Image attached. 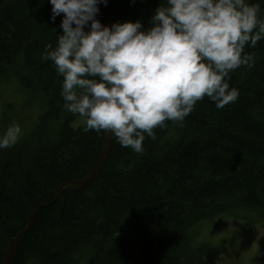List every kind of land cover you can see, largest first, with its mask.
<instances>
[{
  "label": "trees",
  "instance_id": "1",
  "mask_svg": "<svg viewBox=\"0 0 264 264\" xmlns=\"http://www.w3.org/2000/svg\"><path fill=\"white\" fill-rule=\"evenodd\" d=\"M246 2L259 4L264 20V0ZM160 4L154 0L152 14ZM51 9L49 0H0V81L47 105L32 129L20 124L25 135L17 144L0 149V264L41 205L14 264H208L221 247L198 240L204 225L222 216L263 224L264 39L245 46L254 67L226 78L239 91L235 102L217 109L205 96L182 126L165 121L154 140L145 133L142 153L114 139L98 180L50 205L60 185L90 174L105 135L83 131L86 123L74 127L83 116L64 108L63 76L41 59L63 34V14L53 22ZM151 12V0H108L97 18L148 27ZM261 247L252 264H264Z\"/></svg>",
  "mask_w": 264,
  "mask_h": 264
},
{
  "label": "clouds",
  "instance_id": "2",
  "mask_svg": "<svg viewBox=\"0 0 264 264\" xmlns=\"http://www.w3.org/2000/svg\"><path fill=\"white\" fill-rule=\"evenodd\" d=\"M134 2V0H133ZM51 20L63 14L57 46L42 60L63 76L64 108L86 117L83 131L111 132L121 147L143 152L145 133L182 122L207 96L217 109L235 102L229 72L254 67L264 39L259 4L246 0H164L145 27L140 20L102 24L108 0H49ZM254 29H257L255 32ZM243 53V55H242ZM18 124L0 135V149L16 144Z\"/></svg>",
  "mask_w": 264,
  "mask_h": 264
},
{
  "label": "rangeland",
  "instance_id": "3",
  "mask_svg": "<svg viewBox=\"0 0 264 264\" xmlns=\"http://www.w3.org/2000/svg\"><path fill=\"white\" fill-rule=\"evenodd\" d=\"M20 93L14 83L0 81V128H3L5 132L8 127L20 122L18 125L21 128V134L16 144L25 135L20 124L32 129L47 109L44 101L23 99ZM10 115L16 118L7 123ZM86 119V117H80L74 127L84 125ZM199 235L198 240L210 249H216V247H210L212 243L215 245L220 243L217 246L221 249L208 264H252L264 242V222L249 225L242 216H222L204 225ZM222 241L223 246H221Z\"/></svg>",
  "mask_w": 264,
  "mask_h": 264
},
{
  "label": "water",
  "instance_id": "4",
  "mask_svg": "<svg viewBox=\"0 0 264 264\" xmlns=\"http://www.w3.org/2000/svg\"><path fill=\"white\" fill-rule=\"evenodd\" d=\"M153 1L154 0H152V2ZM113 142H114V138L112 137L111 132L106 133L102 151L100 153V156L97 162L92 167L90 174L76 182H71L69 184H62L60 185V188L64 189L65 192L66 191L76 192L86 187H89L91 183H94L96 179L99 177L100 169L107 163L109 159V156L111 154V145H113ZM36 211H39V207L36 209ZM33 226H34V223H29L28 227L10 242L8 249L6 251V254H5V258L1 264H13L14 263L15 255H16L18 246L22 238L29 231L32 230Z\"/></svg>",
  "mask_w": 264,
  "mask_h": 264
},
{
  "label": "bare ground",
  "instance_id": "5",
  "mask_svg": "<svg viewBox=\"0 0 264 264\" xmlns=\"http://www.w3.org/2000/svg\"><path fill=\"white\" fill-rule=\"evenodd\" d=\"M151 2H152V0H151ZM153 3H154V1L152 2V12H151V14L153 13ZM152 15H153V14H152ZM105 137H106V132H105V135H104V140H105ZM103 142H104V141H103ZM113 143H114V142H113ZM112 147H113V145H111V151H112ZM102 148H103V147H102ZM99 156H100V155H99ZM109 158H110V156H109ZM108 160H109V159H108ZM96 162H97V161H96ZM107 162H108V161H107ZM106 164H107V163H106ZM100 174H101V169H100ZM100 174H99V177H100ZM99 177H98V178H99ZM98 178L96 179V181L98 180ZM76 181H78V180H76ZM76 181H74V182H76ZM96 181H95V182H96ZM72 182H73V181H72ZM95 182H94V183H95ZM69 183H71V182H69ZM69 183H66V184H69ZM94 183H91V184L89 185V187L92 186ZM89 187H86V188H84V189H82V190H79V191H83V190H85V189H87V188H89ZM66 192H68V191H66ZM76 192H78V191H76ZM63 193H65L64 189L60 188V186H59V188H58V190L56 191V194H55V200H54V202H52L50 205H52V204L55 203L57 200H59ZM38 207H39V210H40V208L42 207V205H41V206H38ZM38 207H37V208H38ZM38 213H39V211H36V210L33 212V214H32V215L30 216V218H29L28 224H29V223H34V224H35V220H36V217H37ZM28 224H27L26 228L28 227ZM33 227H34V226H33ZM26 228H25V229H26ZM25 229H24V230H25ZM32 229H33V228H32ZM24 230H22V231H24ZM22 231H21V232H22ZM31 231H32V230H31ZM31 231H29L28 233H30ZM21 232H20V233H21ZM20 233H19V234H20ZM28 233H27V234H28ZM19 234H18V235H19ZM27 234H26V235H27ZM18 235H17V236H18ZM26 235H25V236H26ZM17 236H16V237H17ZM25 236H24V237H25ZM16 237H15V238H16ZM24 237H23V238H24ZM23 238H22V240H23ZM12 240H13V239H12ZM12 240H11V241H12ZM22 240H21V242H22ZM21 242H20V244H21ZM9 244H10V243H9ZM20 244H19V245H20ZM8 246H9V245H8ZM18 247H19V246H18ZM7 249H8V248H7ZM17 250H18V249H17ZM6 251H7V250H6ZM16 253H17V252H16ZM15 257H16V255H15ZM14 261H15V259H14ZM13 264H14V263H13Z\"/></svg>",
  "mask_w": 264,
  "mask_h": 264
},
{
  "label": "crops",
  "instance_id": "6",
  "mask_svg": "<svg viewBox=\"0 0 264 264\" xmlns=\"http://www.w3.org/2000/svg\"><path fill=\"white\" fill-rule=\"evenodd\" d=\"M114 144V143H113ZM112 149H113V147H112ZM84 191V190H83ZM61 198V197H60Z\"/></svg>",
  "mask_w": 264,
  "mask_h": 264
}]
</instances>
